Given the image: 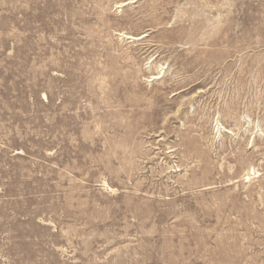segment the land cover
<instances>
[{
    "label": "rangeland",
    "instance_id": "rangeland-1",
    "mask_svg": "<svg viewBox=\"0 0 264 264\" xmlns=\"http://www.w3.org/2000/svg\"><path fill=\"white\" fill-rule=\"evenodd\" d=\"M0 264H264V0H0Z\"/></svg>",
    "mask_w": 264,
    "mask_h": 264
},
{
    "label": "bare ground",
    "instance_id": "bare-ground-1",
    "mask_svg": "<svg viewBox=\"0 0 264 264\" xmlns=\"http://www.w3.org/2000/svg\"><path fill=\"white\" fill-rule=\"evenodd\" d=\"M124 5H126V4H124V3L122 4V3H121V6H124ZM121 6H120V7H121ZM131 38H132V37H131ZM133 38H134V37H133ZM127 39H130V38H127ZM134 39H136V38H134ZM153 77H154V76H153ZM158 78H159L158 76H155L153 79L155 80V79H158Z\"/></svg>",
    "mask_w": 264,
    "mask_h": 264
}]
</instances>
